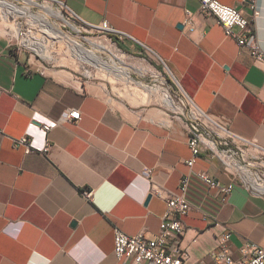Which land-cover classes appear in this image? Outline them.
<instances>
[{"label": "crops", "instance_id": "crops-1", "mask_svg": "<svg viewBox=\"0 0 264 264\" xmlns=\"http://www.w3.org/2000/svg\"><path fill=\"white\" fill-rule=\"evenodd\" d=\"M58 1L88 25L107 21L116 39L123 35L122 49L150 56L194 106L228 121L238 142L264 153V68L215 16L201 12L199 0ZM219 1L249 17L264 51V0ZM164 89L148 90L162 104L132 103L108 83L16 52L0 35V264H130L115 256V227L155 236L166 197L190 172L191 119L185 107L164 101ZM73 109L81 118L63 120ZM25 135L32 152L15 145ZM192 170L234 187L222 204L193 184L178 241L186 262L215 264L227 230L234 258L246 244L264 247V194L208 150Z\"/></svg>", "mask_w": 264, "mask_h": 264}, {"label": "built area", "instance_id": "built-area-1", "mask_svg": "<svg viewBox=\"0 0 264 264\" xmlns=\"http://www.w3.org/2000/svg\"><path fill=\"white\" fill-rule=\"evenodd\" d=\"M199 2L201 12L215 16L224 26L226 34L235 38L240 47L247 48L254 62L264 68V51L257 40L256 32L249 17L240 9L223 4L219 0H199ZM69 14L83 28L101 29L111 34V28L107 21H104L100 26H92L78 20L70 12ZM185 26L189 31L193 30L194 23L191 17L185 21ZM123 38V35L118 36V39ZM188 113L191 119L188 132L192 155L185 160V163L190 168V172L181 178L179 191L166 197L167 209L163 216L160 230L155 236H147L144 231L130 235L115 227V256L118 259H126L130 264H201L199 262L187 263L186 260L188 258L182 252L181 245L178 242L186 230L183 217L188 215L193 207L190 198L193 183L198 181L204 186L205 196L214 192L215 197L222 204L228 201L234 186L232 183L223 184L207 171H193L192 168L201 151L208 150L212 155L218 157L226 168L230 170V165L225 159L234 158L235 151L222 146L228 145L229 142L235 144L237 140L228 128V121L213 119L191 102ZM80 118L81 112L78 109L66 111L62 116L63 120H77ZM202 118L208 119L216 129H212L205 122H201ZM44 128L48 131L51 127L44 125ZM220 132H224L225 135ZM15 145H25L27 152H32L35 149L28 135L17 140ZM150 172L149 169L145 170L147 175H150ZM248 187L253 192L264 194V191L254 186L253 188ZM83 194L86 197H92L93 192L84 189ZM229 237L230 232L228 230L219 236L218 250L215 252V264H264V247L255 244H246L240 249V257L234 258L227 247Z\"/></svg>", "mask_w": 264, "mask_h": 264}, {"label": "rangeland", "instance_id": "rangeland-1", "mask_svg": "<svg viewBox=\"0 0 264 264\" xmlns=\"http://www.w3.org/2000/svg\"><path fill=\"white\" fill-rule=\"evenodd\" d=\"M9 1H11L9 4L12 3L11 6H14L16 9H19V11L21 10L22 12L12 11V9H9L12 12H10L6 17L2 13L0 7V35L9 41L11 47H13L16 52L21 50L22 55H25L26 57L31 56L35 61L43 65L69 67L79 73H85L89 75L94 80L108 83L115 92L127 97L132 103H150L154 105L162 104L159 94L149 92L154 91L159 93L154 89H160L161 86L165 88L163 92H169L173 99V103L170 104L164 99L163 95V99L166 103H168L170 106L174 105V103L181 105L185 107L186 112L189 110L190 101L188 98L185 97L184 94L178 89L176 83L171 78H169V80H165L163 78L166 76V73L163 70L157 69L155 67V61L150 56L145 54L134 55L128 51H125L121 48L118 40L112 34H109L101 29H89L81 27L69 14L62 1L36 0L38 3H50L55 10H59L61 12L60 15L52 16L50 18V21L51 23L53 22V25L47 24L43 21L34 20L31 17H27L30 15V13L40 16V6H28L25 4V0ZM6 10H8V7L3 8V11ZM27 29L31 30L32 38H35H33V40L35 41L37 39L35 42L42 43L43 52L24 42L22 35ZM16 30H19V35L16 33ZM60 31L70 34L73 39L67 37L65 38L63 36L64 34L62 35ZM58 35L62 37L58 38ZM94 43L106 44L117 55L124 56L135 67H139L141 72L134 68L120 66L121 64L119 60L114 59L110 53L99 48V46L96 44L94 45ZM44 48L46 50H44ZM83 50L95 52L110 65H112L113 68L108 69L97 65L94 62H90L85 57L86 55L84 54ZM109 56L112 57V59H110ZM124 71L129 72L132 79H130L129 76L124 73ZM121 73L125 74L126 78H129L130 80H126L124 75ZM155 75H160L161 78H157ZM188 116L190 117V115ZM201 122H205V124L209 125L212 129H216L215 126L211 125L210 121L206 118H202ZM220 133L225 135L224 132ZM222 147H226L227 149L229 148L235 151L234 158H226L225 160L227 163H229V169L237 175V179L239 181L244 182L251 188L254 186L255 188L259 189L258 187L264 186L263 152L251 145L243 144L238 141H235V144L229 142L228 145ZM235 163H240L244 167L248 168H241V166H239L238 169Z\"/></svg>", "mask_w": 264, "mask_h": 264}, {"label": "bare ground", "instance_id": "bare-ground-1", "mask_svg": "<svg viewBox=\"0 0 264 264\" xmlns=\"http://www.w3.org/2000/svg\"><path fill=\"white\" fill-rule=\"evenodd\" d=\"M11 1H9V0H0V7H1V10H2V13L4 14V16H6L7 17V15L10 13V12H12V11H19V9H16L14 6H11V4H9ZM25 4L26 5H28V6H33V5H36V7H37V5L38 6H40V8H41V13H40V16L39 15H33V14H31L30 13V15L29 16H27V17H31L32 19H34V20H37V21H43V22H46L47 24H52L51 23V21H50V18L52 17V16H56V15H60L61 14V12L59 11V10H55L54 9V7L52 6V4H50V3H38V1H36V0H25ZM13 3H15V2H13ZM13 5H15V4H13ZM25 5V6H26ZM4 7H8V10H6V11H3V8ZM9 9H12V11L11 10H9ZM21 11V10H20ZM19 11V12H20ZM25 11H26V9H25ZM22 12V11H21ZM24 13V12H23ZM26 13V12H25ZM12 14V13H11ZM25 15H28V14H25ZM36 21V22H37ZM53 25V24H52ZM43 31V30H42ZM44 31H46V30H44ZM16 33L19 35V30H16ZM60 33L66 38H72L71 37V35L70 34H67V33H63L62 31H60ZM23 36V40H24V42L26 43V44H28V45H30V46H34L35 48H37L38 50H41L42 52H43V48H42V43L40 42V43H38V42H35L34 40H33V38H32V33H31V30L30 29H27L25 32H24V34L22 35ZM62 36H59L58 35V38H61ZM64 37H63V39H64ZM35 39V38H34ZM73 39V38H72ZM74 41V40H73ZM75 43V42H74ZM91 44H93V43H91ZM96 43H94V45H95ZM80 45V44H79ZM97 46H99V48H101V49H104L106 52H108V53H110L111 54V56L114 58V59H117V60H119L120 61V66H122V67H127V68H134V69H137L139 72H141V69L139 68V67H135L133 64H131L128 60H127V58H125L124 56H121V55H117L115 52H113L106 44H96ZM77 46H78V44H77ZM82 47V46H81ZM44 50H46L45 48H44ZM40 51V52H41ZM48 51V50H47ZM83 52H84V54L86 55L85 57L87 58V60H89L90 62H94V63H96L97 65H100V66H103V67H105V68H108V69H112L113 68V66L112 65H110L106 60H104L102 57H100L99 55H97L95 52H92V51H88V50H83ZM110 57V56H109ZM112 57H110V59H112ZM134 71V70H133ZM124 73L125 74H127L129 77H130V74H129V72H125L124 71ZM152 76V75H151ZM155 77H157V78H160V76H158V75H155ZM164 98H165V100L166 101H168L170 104H172V102H173V99H172V96L170 95V93L169 92H165L164 93ZM239 166H241V168H245L243 165H240V164H236V167L239 169ZM246 168H248V167H246ZM243 172H246V171H243ZM259 189H261V190H264V186H260V187H258Z\"/></svg>", "mask_w": 264, "mask_h": 264}, {"label": "trees", "instance_id": "trees-1", "mask_svg": "<svg viewBox=\"0 0 264 264\" xmlns=\"http://www.w3.org/2000/svg\"><path fill=\"white\" fill-rule=\"evenodd\" d=\"M193 184H198V186H199L200 188H202L201 191L203 192V188H204V186H203L200 182L195 181ZM203 193H204V192H203ZM190 198H191V195H190Z\"/></svg>", "mask_w": 264, "mask_h": 264}, {"label": "water", "instance_id": "water-1", "mask_svg": "<svg viewBox=\"0 0 264 264\" xmlns=\"http://www.w3.org/2000/svg\"><path fill=\"white\" fill-rule=\"evenodd\" d=\"M151 198H152V194H149L148 197H147V202H149L151 200Z\"/></svg>", "mask_w": 264, "mask_h": 264}]
</instances>
